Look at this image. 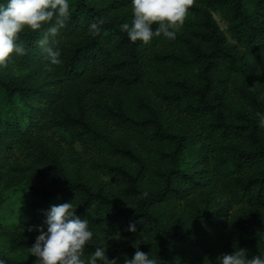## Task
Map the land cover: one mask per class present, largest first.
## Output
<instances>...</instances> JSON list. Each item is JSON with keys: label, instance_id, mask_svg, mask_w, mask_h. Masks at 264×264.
<instances>
[{"label": "trees", "instance_id": "1", "mask_svg": "<svg viewBox=\"0 0 264 264\" xmlns=\"http://www.w3.org/2000/svg\"><path fill=\"white\" fill-rule=\"evenodd\" d=\"M69 4L47 45L61 64L37 45L45 25L0 66V209L20 188L36 199L0 221V258L33 264L28 228L72 201L96 234L86 253L119 233L121 264L140 237L156 264L264 252V0H194L174 40L147 44L121 31L129 0Z\"/></svg>", "mask_w": 264, "mask_h": 264}, {"label": "clouds", "instance_id": "2", "mask_svg": "<svg viewBox=\"0 0 264 264\" xmlns=\"http://www.w3.org/2000/svg\"><path fill=\"white\" fill-rule=\"evenodd\" d=\"M193 4L194 0H129L132 18L120 25L121 31L133 43L147 44L161 36L174 40ZM69 16V0H0V66H6L13 55L27 54L24 43L19 40L21 32L25 29L38 32L45 25H48L47 31L37 45L47 53L50 65L61 64V52L47 45L49 36L58 35ZM104 22V18H100L89 25L92 35L99 34ZM153 25H156L154 29ZM256 116L258 127L264 129V113ZM75 210L73 201L52 205L41 226L28 228L29 232L39 233L28 248L30 256L34 257L33 264H121L119 257L110 259L107 255L108 241L120 240L119 233L106 234L107 239L100 246L86 253L85 246L96 234L89 227V220L75 215ZM127 231L136 233V224H129ZM141 244V237L132 243L134 255L132 258L124 256L123 264H156V259L150 258L149 253L139 250ZM215 262L264 264V252L252 256L246 249H236L217 257ZM0 264H6V261L0 258Z\"/></svg>", "mask_w": 264, "mask_h": 264}, {"label": "rangeland", "instance_id": "3", "mask_svg": "<svg viewBox=\"0 0 264 264\" xmlns=\"http://www.w3.org/2000/svg\"><path fill=\"white\" fill-rule=\"evenodd\" d=\"M34 201L36 199L29 196L25 188L14 190L0 209V221L4 225H10L16 216L20 215L21 219H27L28 217L24 213H27L26 211Z\"/></svg>", "mask_w": 264, "mask_h": 264}]
</instances>
